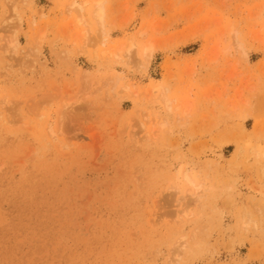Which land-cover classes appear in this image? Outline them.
I'll list each match as a JSON object with an SVG mask.
<instances>
[{
  "label": "rangeland",
  "instance_id": "374dc122",
  "mask_svg": "<svg viewBox=\"0 0 264 264\" xmlns=\"http://www.w3.org/2000/svg\"><path fill=\"white\" fill-rule=\"evenodd\" d=\"M90 1L0 0V264H264V0Z\"/></svg>",
  "mask_w": 264,
  "mask_h": 264
},
{
  "label": "bare ground",
  "instance_id": "6f19581e",
  "mask_svg": "<svg viewBox=\"0 0 264 264\" xmlns=\"http://www.w3.org/2000/svg\"><path fill=\"white\" fill-rule=\"evenodd\" d=\"M85 2H83V3H85ZM92 2H93V5H94V9H93V15H94V18H95L94 20L98 21L99 25H101L103 27L104 26L105 15H106L104 3H103L102 0H94V1L92 0ZM129 48H131V46ZM129 50H127V53H129L128 52ZM151 52H152V45H149L143 50V56L146 59H148L151 56ZM165 102H168V101L165 100ZM185 179L190 183V180L188 178L185 177Z\"/></svg>",
  "mask_w": 264,
  "mask_h": 264
}]
</instances>
